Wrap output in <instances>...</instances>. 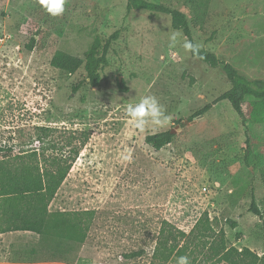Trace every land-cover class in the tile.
Masks as SVG:
<instances>
[{"label": "rangeland", "instance_id": "obj_1", "mask_svg": "<svg viewBox=\"0 0 264 264\" xmlns=\"http://www.w3.org/2000/svg\"><path fill=\"white\" fill-rule=\"evenodd\" d=\"M148 1L183 12L195 43L264 81V0ZM126 3L65 0L64 12L52 16L40 0H0V156L39 147L34 126L57 128L52 138L59 144L72 132L78 144L88 134L49 204L45 248L36 255L31 246H12L7 258L150 264L164 219L186 232L167 264L181 256L195 264L221 227L229 243L245 239L255 248L264 239L262 221L247 211L251 188L264 219V187L258 169L243 161L248 136L264 166V124L254 122L255 99H246L243 117L227 100L214 102L230 86L222 67L186 51L187 39L171 27L169 15L127 11ZM115 31V51L100 68L97 87L82 67L67 75L50 65L55 51L83 56L94 37L104 43ZM174 31L181 37L172 44ZM145 95L163 105L166 125L134 126L127 107ZM165 130H174L171 143L159 150L145 143L147 134ZM226 218L238 226L230 228ZM140 249L141 256L125 257Z\"/></svg>", "mask_w": 264, "mask_h": 264}, {"label": "trees", "instance_id": "obj_2", "mask_svg": "<svg viewBox=\"0 0 264 264\" xmlns=\"http://www.w3.org/2000/svg\"><path fill=\"white\" fill-rule=\"evenodd\" d=\"M207 0H204V3ZM200 3V2H199ZM127 11L132 9H143L167 14L171 17V27L183 33L188 41L194 42L187 16L166 4L155 3L148 0H127ZM118 37L115 31L104 43L98 36L94 37L83 56L72 55L63 50L54 52L50 59V65L67 75H72L79 68H83L89 84L97 87L101 77L99 70L102 66L110 63L109 57L114 53L113 45ZM28 48L33 47L34 37L30 39ZM190 54L211 67L220 65L230 84L228 90L222 93L214 102L227 100L238 116L243 117L244 106L247 98L255 99L254 122L264 124V81L261 79H250L240 73L232 64L221 61L212 51L202 47L199 55ZM119 89L126 91V87L119 82ZM211 104L205 105L196 111L195 115L205 113ZM32 137L37 140V148L20 150L19 154L0 156V217L6 222L7 230H31L41 233L46 221L48 207L55 197L58 189L66 178L73 162L76 160L80 150L88 138L76 143V132H72L66 138L65 144H59L52 136L58 130L52 126H34ZM173 135L170 130L160 131L145 136V143L156 150L172 142ZM80 140V139H79ZM75 141V144H74ZM245 154L243 161L247 166L258 169L259 181L264 187V166H259V158L255 154L256 147L247 136L245 141ZM40 147L52 150L45 154ZM63 148L69 149L67 153ZM0 146V153L3 152ZM16 160L13 163L9 156ZM42 164L45 166L42 168ZM248 172L251 174L250 170ZM250 205L248 212L258 216L263 223V212L259 208L254 190L250 188ZM225 223L234 229L238 226L236 219L226 218ZM186 232L177 227L169 220H162L155 246L152 252L150 264H167L182 240ZM143 249L126 254L125 257L132 258L141 256ZM264 264V239L263 254L258 256L247 247L238 250L230 245L224 228L221 227L215 237L211 240L206 250L201 254L195 264Z\"/></svg>", "mask_w": 264, "mask_h": 264}, {"label": "clouds", "instance_id": "obj_3", "mask_svg": "<svg viewBox=\"0 0 264 264\" xmlns=\"http://www.w3.org/2000/svg\"><path fill=\"white\" fill-rule=\"evenodd\" d=\"M42 6L52 16H59L64 12L65 0H40ZM181 37L179 31L171 33L169 39L172 44L177 43ZM183 48L194 55H199L202 45L192 41L185 40ZM127 114L131 118L137 129L144 130L149 122L156 126H164L170 119L164 111L163 105L154 95H145L139 102L127 107ZM176 264H191L188 256H181L177 259Z\"/></svg>", "mask_w": 264, "mask_h": 264}, {"label": "crops", "instance_id": "obj_4", "mask_svg": "<svg viewBox=\"0 0 264 264\" xmlns=\"http://www.w3.org/2000/svg\"><path fill=\"white\" fill-rule=\"evenodd\" d=\"M1 213V209H0ZM47 218V217H46ZM47 219L45 221L43 230L41 233H35L31 230H7L3 231L6 227V222L2 220L0 222V264H24V263H33L38 262L39 259L37 256L33 260L27 262L14 261L10 258H7L9 255V250L12 246L24 248L26 246H31V248L36 249V255H38V249L45 248V228H46ZM226 233V232H225ZM227 237V236H226ZM245 239H238L237 241H231L230 245L235 246L238 250H241L242 247L249 248L252 252H255L258 256L263 254V240L259 247L252 248L247 244H244ZM209 245V244H208ZM221 264H225L223 261Z\"/></svg>", "mask_w": 264, "mask_h": 264}, {"label": "water", "instance_id": "obj_5", "mask_svg": "<svg viewBox=\"0 0 264 264\" xmlns=\"http://www.w3.org/2000/svg\"><path fill=\"white\" fill-rule=\"evenodd\" d=\"M170 132H171V133H173V132H174V130H170Z\"/></svg>", "mask_w": 264, "mask_h": 264}]
</instances>
